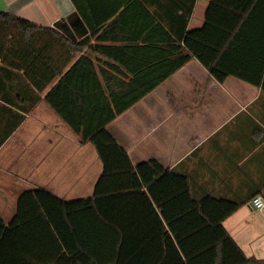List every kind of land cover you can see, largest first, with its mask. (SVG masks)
Instances as JSON below:
<instances>
[{
    "label": "crops",
    "instance_id": "1",
    "mask_svg": "<svg viewBox=\"0 0 264 264\" xmlns=\"http://www.w3.org/2000/svg\"><path fill=\"white\" fill-rule=\"evenodd\" d=\"M211 2L0 0V12L50 30L43 32L46 40L39 39L47 43L45 78L57 76L39 96L26 73L35 56L25 48L7 53L9 61L0 57V216L6 224L29 191L42 190L65 203L104 196L95 195L104 171L101 157L75 129L99 128L110 113L111 92L119 98L127 91L152 90L106 130L134 167L155 161L163 168L152 191L166 216L180 220L205 204L219 217V209L235 207L224 228L247 258L264 260V210L252 205L255 197L264 200V89L235 77L220 83L194 57L151 87L183 50L188 53L185 36L204 27ZM253 40L255 55L261 56L264 31H256ZM51 91L64 118L45 99ZM152 173L145 170L147 182ZM30 215L36 218L31 232L48 244L46 234L54 228L38 222V213ZM129 216L138 214L132 210ZM53 218H61L59 241L68 257L86 246L112 253L111 237H95L98 231L86 227L81 214L73 222Z\"/></svg>",
    "mask_w": 264,
    "mask_h": 264
},
{
    "label": "trees",
    "instance_id": "2",
    "mask_svg": "<svg viewBox=\"0 0 264 264\" xmlns=\"http://www.w3.org/2000/svg\"><path fill=\"white\" fill-rule=\"evenodd\" d=\"M263 1L212 0L204 27L185 36L184 47L188 53L183 50L173 62L174 67L151 87L157 86L194 57L220 83L235 77L251 85H261L264 89V48L261 56L256 57L258 46L253 40L256 31H264V25H255L257 19L264 22ZM47 31L50 30L0 12V57L9 61L7 53L25 48L33 54L34 61L29 62L26 73L39 96L57 77L53 74L48 80L45 78L47 43H40L39 36L46 40L43 32ZM22 45L25 46L23 49ZM151 91H127L119 98L111 92L105 98L107 103L113 104L108 106L110 113L99 128L93 132L75 129L83 141L95 145L101 157L104 171L96 185L95 195L104 196L65 203L42 190L24 193L18 204V213L9 225L0 216V264H62L64 260L72 264H88L91 259L96 264H264V260L247 258L224 228V221L234 213L235 207L223 213L219 209L221 215L218 217L201 204L184 213L180 220L169 218L166 212L160 211L152 186L163 168L155 161L134 167L127 151L106 130L109 122ZM54 94L55 91H51L45 99L64 118L60 106L54 103ZM147 168L153 170L150 182L144 179ZM114 180H117L115 185L112 184ZM107 182L111 186L105 191L103 187ZM132 210L138 216L130 217ZM31 212L38 213V222H44L57 232L58 235L53 230L52 234H46L50 235L48 244L45 236L31 232L30 227L36 219L30 215ZM75 214H81L86 227L91 226L98 231L95 237L105 241L111 237L112 253L103 248H92V251L86 246L84 251H69L71 256H67L59 241L63 228L61 218L56 222L53 216H65L66 220L73 222Z\"/></svg>",
    "mask_w": 264,
    "mask_h": 264
},
{
    "label": "built area",
    "instance_id": "3",
    "mask_svg": "<svg viewBox=\"0 0 264 264\" xmlns=\"http://www.w3.org/2000/svg\"><path fill=\"white\" fill-rule=\"evenodd\" d=\"M252 205L256 210H264V200L262 197H255L252 201Z\"/></svg>",
    "mask_w": 264,
    "mask_h": 264
}]
</instances>
